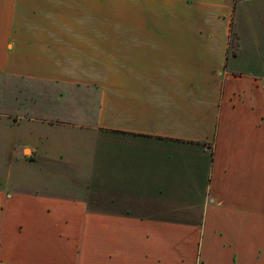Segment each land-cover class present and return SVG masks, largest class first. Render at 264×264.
<instances>
[{"label":"crops","instance_id":"obj_1","mask_svg":"<svg viewBox=\"0 0 264 264\" xmlns=\"http://www.w3.org/2000/svg\"><path fill=\"white\" fill-rule=\"evenodd\" d=\"M235 10L0 0V264H264V72L229 54Z\"/></svg>","mask_w":264,"mask_h":264},{"label":"rangeland","instance_id":"obj_2","mask_svg":"<svg viewBox=\"0 0 264 264\" xmlns=\"http://www.w3.org/2000/svg\"><path fill=\"white\" fill-rule=\"evenodd\" d=\"M263 5L264 3L261 4V6ZM254 7L258 8L259 6L258 4H254V5L251 4L249 0H235L236 16L231 24L230 39H229V54L240 53L242 55L241 57H238V64L236 65L237 68L241 69L242 71H249V72L257 73V72H264V41L258 45L261 50L260 56L256 55L255 57V56H252L254 54V49L252 53L248 54V49L251 43L247 40V38L249 37V34H252V28L250 27L251 19L254 20L253 24H255L256 21L260 22L258 25L259 29L255 28V30L261 31V32H258L261 35L264 34L263 33L264 31H262L263 25L261 24L262 22L264 23V6H263V10H258L260 12L262 11V14L260 16L257 15L256 9H254ZM242 37H243V41H242ZM43 92H44L43 90L37 91V89H34L32 94L33 96H38L37 93H43ZM67 97H72V95L70 93H67ZM21 160H23V156L18 155L17 161L19 162ZM25 172H26L25 166L22 164H19L18 169L13 171V174H10V178H9L10 181L16 179L12 177V175L14 176L16 175L15 173H17L21 177H24ZM7 173L8 171L3 170L2 172L3 179L5 176H7ZM45 177L50 178V179L53 178L52 176L48 174Z\"/></svg>","mask_w":264,"mask_h":264}]
</instances>
